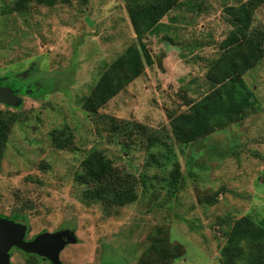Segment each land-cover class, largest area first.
Listing matches in <instances>:
<instances>
[{
    "label": "rangeland",
    "instance_id": "rangeland-1",
    "mask_svg": "<svg viewBox=\"0 0 264 264\" xmlns=\"http://www.w3.org/2000/svg\"><path fill=\"white\" fill-rule=\"evenodd\" d=\"M15 1L0 0V11ZM243 1L182 0L144 38L154 64L96 113L84 112L82 99L134 40L124 1L29 0L21 13L0 14V79L11 78L0 87L18 101L0 103V112L21 114L0 164L2 218L23 217L29 238L58 233L60 264H222L234 221L264 226V56L243 77L259 102L255 113L185 145L169 121L211 90L206 72L232 29L222 9ZM254 24L264 27V4ZM135 125L160 145L147 148L143 135L122 130ZM64 126L72 145L56 150L49 132ZM91 149L134 178L135 202L82 198L73 176ZM176 246L179 257L165 260L162 251ZM11 261L46 264L16 252Z\"/></svg>",
    "mask_w": 264,
    "mask_h": 264
},
{
    "label": "trees",
    "instance_id": "trees-1",
    "mask_svg": "<svg viewBox=\"0 0 264 264\" xmlns=\"http://www.w3.org/2000/svg\"><path fill=\"white\" fill-rule=\"evenodd\" d=\"M123 1L134 40L113 61L105 65L88 95L82 99L81 107L86 113H96L103 108L138 78L146 67L154 64L144 38L168 13L182 4V0ZM36 2L52 7L57 2L66 3L68 0ZM263 4L264 0H244L236 5L223 7V15L229 20L232 29L221 41L219 55L206 72L211 90L197 101L189 105L187 103L185 111L170 119V134L176 143L192 144L258 110L259 102L243 77L264 56V27L254 24V12ZM28 6L29 0H16L12 7L1 9L0 14L21 13ZM20 116V113L0 112V164L10 128L21 119ZM122 130L143 135L147 148L160 145L145 134L141 125L131 128L123 126ZM49 140L56 150L72 145L71 132L67 126L52 129ZM170 178L174 183L180 178L177 163L174 164ZM73 180L84 187L82 198L89 203L121 207L136 200L134 178L118 173L101 151L96 149L88 151L81 160L80 171L74 174ZM8 219L19 218L12 216ZM162 252L165 260L179 257L177 246L171 251ZM219 254L222 264H264V226L255 224L247 216L234 221ZM33 258L36 262L37 259Z\"/></svg>",
    "mask_w": 264,
    "mask_h": 264
},
{
    "label": "water",
    "instance_id": "water-1",
    "mask_svg": "<svg viewBox=\"0 0 264 264\" xmlns=\"http://www.w3.org/2000/svg\"><path fill=\"white\" fill-rule=\"evenodd\" d=\"M5 80L6 78H1L0 82ZM0 103L13 105L18 101L10 88L0 87ZM29 233L30 227L26 220L0 218V264H11L10 251L13 248L25 254L35 255L51 264H60L58 254L64 244L61 236L58 233L42 232L32 240L26 241Z\"/></svg>",
    "mask_w": 264,
    "mask_h": 264
},
{
    "label": "flooded vegetation",
    "instance_id": "flooded-vegetation-1",
    "mask_svg": "<svg viewBox=\"0 0 264 264\" xmlns=\"http://www.w3.org/2000/svg\"><path fill=\"white\" fill-rule=\"evenodd\" d=\"M9 79V80H8ZM6 78V80L3 82V83H5V82H9L10 81V79L11 78ZM4 86V85H3ZM2 86V87H3ZM18 90V92H22V90H19V89H17ZM29 226V225H28ZM29 235V234H28ZM28 235L26 236V241H30V240H32L36 235H33L32 237H28ZM38 235V234H37ZM12 252H16L17 254H21L22 256H23V258H27V257H29V258H33V257H35L36 259H37V261L38 260H40V261H42V262H46V264L48 263V264H51L50 262H48V261H46V260H41L39 257H37V256H35V255H29V254H26V255H28V256H24L23 254H25V253H23V252H21V251H19V250H17V249H12L11 251H10V263L11 264H14V263H12V261H11V256H12ZM122 264H124V262L122 261ZM127 264V263H126Z\"/></svg>",
    "mask_w": 264,
    "mask_h": 264
}]
</instances>
